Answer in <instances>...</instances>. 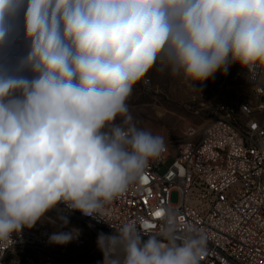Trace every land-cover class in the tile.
I'll list each match as a JSON object with an SVG mask.
<instances>
[{
    "label": "clouds",
    "instance_id": "9594fccd",
    "mask_svg": "<svg viewBox=\"0 0 264 264\" xmlns=\"http://www.w3.org/2000/svg\"><path fill=\"white\" fill-rule=\"evenodd\" d=\"M157 65L200 93L233 65L264 78V0H0V243L49 214L56 245L78 237L60 230L73 212L112 228L106 206L167 151L128 103ZM158 211L155 231L99 233L102 264H201L205 231Z\"/></svg>",
    "mask_w": 264,
    "mask_h": 264
},
{
    "label": "built area",
    "instance_id": "2783aa9c",
    "mask_svg": "<svg viewBox=\"0 0 264 264\" xmlns=\"http://www.w3.org/2000/svg\"><path fill=\"white\" fill-rule=\"evenodd\" d=\"M248 84L252 98L237 110L217 103L201 127L191 126L185 137L166 141L167 151L143 178L106 206L104 219L112 228L78 211L69 215L94 235L79 230L78 237L64 245L79 252L92 242L81 262L52 250L56 244L48 237L57 229L42 225L14 235V244L0 243V264H102L99 233L111 234L137 218H143L144 229L155 231V212L161 207L178 211L186 223L205 231L201 264H264V78ZM174 192L179 194L176 202Z\"/></svg>",
    "mask_w": 264,
    "mask_h": 264
},
{
    "label": "rangeland",
    "instance_id": "374dc122",
    "mask_svg": "<svg viewBox=\"0 0 264 264\" xmlns=\"http://www.w3.org/2000/svg\"><path fill=\"white\" fill-rule=\"evenodd\" d=\"M24 51V42L17 36L11 53L18 55ZM146 80L150 82L149 86L144 84ZM251 98L252 90L248 79L240 74L238 65H233L226 75L218 72L214 79L205 82L201 93L188 89L178 78L171 76L166 70L161 71L157 65L134 87L128 103L137 127L161 134L168 141L185 137L191 126L196 129L201 127L210 118L209 111L213 113V107L217 103H226L237 110L242 102ZM178 199V192H174L172 201L176 202ZM54 219V215L49 214L42 223L38 222L35 226L50 225L57 229ZM73 227L87 236H94L85 223L71 218L69 226L60 230L68 231ZM92 244L91 242L79 252L71 245H53L52 250H59L66 256L71 255L72 260L79 263L85 258Z\"/></svg>",
    "mask_w": 264,
    "mask_h": 264
},
{
    "label": "snow or ice",
    "instance_id": "6c2138e0",
    "mask_svg": "<svg viewBox=\"0 0 264 264\" xmlns=\"http://www.w3.org/2000/svg\"><path fill=\"white\" fill-rule=\"evenodd\" d=\"M160 214H161V213H160L159 211H156V212H155V216H157V217H159Z\"/></svg>",
    "mask_w": 264,
    "mask_h": 264
}]
</instances>
